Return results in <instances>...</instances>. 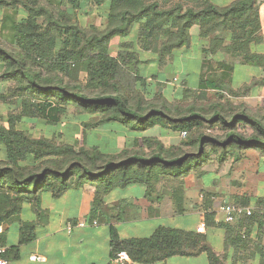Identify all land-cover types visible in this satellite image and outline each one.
Segmentation results:
<instances>
[{
  "label": "trees",
  "instance_id": "obj_1",
  "mask_svg": "<svg viewBox=\"0 0 264 264\" xmlns=\"http://www.w3.org/2000/svg\"><path fill=\"white\" fill-rule=\"evenodd\" d=\"M105 3L101 28L80 26L78 11ZM58 4H66L71 12L62 11L51 0H0L2 10L15 15L20 10L25 12L18 19L5 14L0 26V33L10 30L5 39L0 38V84L8 85L0 94V103L14 108L5 124H0V204H6L10 214L17 213L23 201L38 204L42 190L59 195L87 182L94 186L95 194L91 215L96 214L102 196L114 187L133 184L143 185L147 198L160 189L170 190L177 212L182 213L183 180L191 174L201 177L211 155L221 164L228 157L239 161L241 157L235 154L247 149L264 154V113L252 115L243 103L224 102L221 95L226 89L232 99L246 96L252 85L264 87V80L236 90L224 74L210 77L203 72L196 89L180 80L181 93L172 101L156 90L148 98L137 53L128 45H122L115 56L108 52L111 39L127 36L138 24L137 45L156 54L158 68L163 71L171 65L175 50L189 47L190 29L197 26L199 38L208 40L205 53L215 58L239 54L244 62L264 69V56L250 52V45L262 41L256 0H236L224 7L203 1L199 8L181 4L162 8L157 1L149 0H58ZM223 33L230 37L225 46L219 36ZM214 63L215 71L231 69ZM208 65L204 61L202 69ZM195 91L202 97L213 91L217 99L206 106L197 104L191 100ZM69 107L75 116L93 119L84 124L83 133L116 124L128 132L159 128L186 132V136L179 147L166 146L150 136L136 139L131 149L109 154L98 146L76 147L52 138H35L27 129L18 128L31 119L56 125ZM203 125L217 127L222 134L210 135ZM250 201L236 199L233 203L252 205ZM254 203L264 207V197ZM252 217L261 221L264 214ZM214 218L215 213L206 214V225H214ZM110 234L111 256L125 251L135 264H162L170 257L201 254L210 264H222L208 246L205 234L159 228L148 238L120 241L112 226ZM260 240L256 245L257 264H264ZM225 241L227 249V242L235 248L244 239L236 228L226 227Z\"/></svg>",
  "mask_w": 264,
  "mask_h": 264
},
{
  "label": "crops",
  "instance_id": "obj_2",
  "mask_svg": "<svg viewBox=\"0 0 264 264\" xmlns=\"http://www.w3.org/2000/svg\"><path fill=\"white\" fill-rule=\"evenodd\" d=\"M171 1L185 7L199 8L203 1L224 7L236 0ZM165 2L167 1L165 0ZM256 3L261 24L259 34L262 41L259 44L250 45V52L264 56V0H256ZM170 6L167 5L166 7ZM106 10L107 3L99 8H87L85 13L91 15L96 20L97 25L101 26V15L106 13ZM1 11L0 8V15ZM16 16L18 18L24 17L25 12L20 10ZM1 23L2 17L0 16V26ZM92 24H94L93 21ZM138 28L139 25L135 24L127 36L111 39L108 45L109 55L115 56L121 50L122 45L130 46L128 49H132L137 53L140 61V74L146 81V85L148 86L151 82H153L151 84H158L156 91L161 92L164 97H167L165 90H172L173 80L178 84H180V80H185L186 84L190 83V81L187 82L186 78L180 79L176 74L175 51L173 52L171 65L163 71L158 68L157 55L144 51L137 45ZM198 33L197 26L190 29V44L185 49L191 51L187 58L198 63L200 72L197 80L193 84L187 85V87L196 89L203 72L210 77L224 74L226 82L230 83V86L236 90L244 85L264 80V69L254 63L244 62L239 54H223L215 58L211 54L205 53L204 49L208 46V40L199 38ZM219 36L223 38L224 46L229 43L228 33ZM180 50H184V48ZM179 58L183 59V55H180ZM204 61L210 65L202 69ZM214 62H219L222 65L226 64L231 69L229 72H223L222 68L214 71ZM211 66H213L212 69ZM168 73L173 75L172 78L168 77ZM180 93L181 90H178L173 93L172 97ZM233 99L237 100L239 104L245 103L252 115L264 113V87L260 84H254L250 87L248 95ZM249 101L251 104L248 103ZM143 137L150 136L146 132L134 133L123 130L120 137L108 142L106 150H103L109 154H116L124 148H133L135 140H140ZM160 140L163 143L162 139ZM92 146L102 148L95 143ZM251 156L255 157L256 169L250 176L259 174L264 177V165L260 167V163H264V154H260L254 149H247L238 154L236 157H241L239 161H234L233 158L228 157L221 164L218 163L216 156L211 155L208 159V165L203 168L205 173L201 177L191 174L183 180L182 213L177 212L172 197L173 194L170 190L160 189L158 194L147 198L146 188L140 184L114 187L102 196L100 207L98 206L96 209L95 215H91L95 195L94 188L89 183H85L80 187H71L59 195L42 190L38 204L23 201L18 205L17 213L10 214L7 211L9 209H6V204L1 202L0 226L3 227V233L0 237V245L7 249L4 259L7 264H110V258L112 257L111 226L115 229L118 239L122 241L148 238L159 228L196 232V228L203 225L208 246L219 257L222 264H232L233 262L235 264H257L259 257L256 252V245L259 243V239H261L260 242L264 246V219L258 221L255 217H252L256 212H252L251 215L242 217L233 224L226 226L221 221V215L216 213L215 202L208 198L211 195L213 197L225 196L231 202L236 199L247 198L251 200L250 204L252 205L245 206L256 207L253 205L255 204L254 201L257 198L264 197V192H259L261 191L259 185L257 191L251 193V186L248 183L245 185L237 182L242 176L246 175L247 177V172L252 170V167L247 165V162L253 160L250 158ZM214 158L217 160V168L222 166V169L217 170L216 167L214 169L208 167L212 165ZM2 159L3 152L0 148V160ZM115 192L116 195L111 197ZM212 212L215 213L214 225L207 226L205 215ZM179 218H186L187 228L162 225L164 221H173ZM78 222H84L85 225L78 227ZM102 224H105V226H101ZM70 225L73 228L68 231ZM144 226L147 227L148 231L146 236L126 233L127 228L136 231ZM225 226L236 228L238 235L244 237V241L239 246L233 248L228 246L227 242V249L225 248ZM28 237H30V240L23 242V239ZM224 248L226 251H224ZM200 259L202 264H210L205 254L196 257L174 256L167 258L162 264H199Z\"/></svg>",
  "mask_w": 264,
  "mask_h": 264
},
{
  "label": "rangeland",
  "instance_id": "obj_3",
  "mask_svg": "<svg viewBox=\"0 0 264 264\" xmlns=\"http://www.w3.org/2000/svg\"><path fill=\"white\" fill-rule=\"evenodd\" d=\"M152 1V0H149ZM155 1V0H153ZM160 7L164 8L167 5L168 6H173L174 3H172L171 0H166L167 2H165V0H156ZM51 2L54 4V6H59V8L62 11H67V12H71L70 8L66 5V4H62L59 5L58 4V0H51ZM170 6V7H171ZM168 8V7H167ZM2 9V8H1ZM87 11L86 7L82 8V11H78V15L77 16V20L79 21V24L81 27L89 29L91 22L93 21L94 24H92L94 27H98L96 20H94V18L91 15H87L85 12ZM5 14L11 15L13 18L18 19V17L13 14L12 11L10 10H2L1 11V17L3 19V16ZM92 19V20H91ZM101 28V26H100ZM10 30H5V32L0 33V38L4 39L8 36L7 34L9 33ZM191 51H187V49L184 48V50H175V54L176 57L174 59V65H175V70H176V74L180 79H187V82L190 81L191 84H193L197 78H198V73L200 72V67L198 65V63L190 58H187L188 54ZM183 55V59H180L179 56ZM211 69L213 68V66L210 67ZM215 71V70H214ZM216 76V75H214ZM217 77V76H216ZM153 83V82H151ZM149 84L148 86L144 87L145 88V93L147 94L148 98H152V96L155 93L156 87L158 86V84ZM174 86L172 87V90H165L166 99H168L169 101H172L173 97V93H176L178 90H181V84L176 83L173 80ZM176 83V84H175ZM190 83L188 82L186 85H190ZM253 84V83H252ZM251 84V85H252ZM250 85V84H249ZM253 86V85H252ZM251 86V87H252ZM8 85L7 84H0V94L1 93H5L6 89H7ZM143 87H141L142 89ZM161 93V92H160ZM201 92H197L195 91V95L191 96V100H194L197 102V104H201V105H208L210 104L212 101L216 100V93H214L213 91H208L206 92V96L202 97ZM221 95L223 96V100L224 102H227L229 100H233L232 102L236 105H238V101L234 100L232 98H230L228 96V92L225 89ZM177 102V101H176ZM249 104L250 101L248 102ZM244 105H246L245 103H243ZM247 106V105H246ZM248 108V106H247ZM14 108L11 109V107L9 105L6 104H1L0 103V124H5L6 121V117L7 115L10 113V111H12ZM68 109V108H67ZM93 119L91 120L90 117L87 116H75L73 113V109L69 107V109L67 110V113L63 116H61L60 121L56 124V125H49L47 124L46 121L42 120V119H37V120H24L20 125H18V128H23V129H27V131L30 132V134H32L33 137L35 138H40V137H47V138H52L55 139L57 142H61V143H69L72 144L76 147L80 146V145H87V146H92L93 143L101 146L102 150L105 149L106 150V146L109 144L108 142H111L114 139H117V137H120L121 133L123 132V129L121 127H119L118 125L114 124V125H103L99 128L94 127L91 130L87 129L86 132H82L83 131V126L86 123L92 122ZM203 129L206 133L210 134V135H214V136H219L222 134V132L217 128V127H209L208 125H203ZM146 134L148 136H153L156 137L158 139H162L163 144L166 146H175V147H179L181 144L182 138L181 134L178 133H172L166 129H159V128H155L152 129L148 132H146ZM186 149V148H184ZM209 151V148H207ZM235 154V153H234ZM237 155L235 154V157ZM254 160L255 157H250ZM251 161V162H247V165L252 167L251 171L247 172V177L246 175L242 176L241 178H239V180H237V182H241L244 183L246 185V183H248L251 186V193H255L257 191V186L259 185L260 190L259 192H264V177L259 175V174H254L252 176H250L251 173H254L255 169H256V161ZM217 160L214 158L212 160V165L208 166L211 169H214L215 167L217 168ZM208 165V164H207ZM206 165V166H207ZM244 165H246V163H244ZM264 163H260V167H263ZM205 166V167H206ZM223 167H219L217 168V170L222 169ZM262 172V171H260ZM88 183V182H87ZM90 184V183H89ZM91 185V184H90ZM93 188L94 186L91 185ZM138 189V188H136ZM136 191V190H134ZM114 195H116V192L111 196L114 197ZM214 202L215 205L217 207L218 204H221L223 202H227V203H233L231 201H229V199L225 196L223 197H215L214 198ZM256 213H260L259 211H255ZM165 224V225H164ZM187 224V220L186 218H179L177 220H173V221H164V223L162 225L164 226H169V227H179V228H187L186 227ZM101 226H105V224H102ZM147 227H140L138 228L136 231H134V229L132 228H127L126 233L127 234H137L140 236H146V234H148V231L146 229ZM199 264H202V260H199Z\"/></svg>",
  "mask_w": 264,
  "mask_h": 264
},
{
  "label": "built area",
  "instance_id": "obj_4",
  "mask_svg": "<svg viewBox=\"0 0 264 264\" xmlns=\"http://www.w3.org/2000/svg\"><path fill=\"white\" fill-rule=\"evenodd\" d=\"M185 136H186V132H182L181 137L183 138ZM214 198L215 197H212L213 201L215 200ZM255 211L264 213V207L243 206L234 203L223 202L221 204H218L216 208V213L221 215L222 217L221 221L226 225L233 224L240 218L251 215V213L252 212L254 213ZM84 225H85L84 222L77 223L78 227H83ZM71 228H73L72 225L68 226V231L71 230ZM196 232L198 234H204L205 230L203 225H199L196 228ZM2 233H3V227L0 226V237ZM6 252L7 249L4 246L0 245V264H7V262L4 259V255L6 254ZM110 264H135V263L131 260L130 256L125 251H118L110 258Z\"/></svg>",
  "mask_w": 264,
  "mask_h": 264
},
{
  "label": "water",
  "instance_id": "obj_5",
  "mask_svg": "<svg viewBox=\"0 0 264 264\" xmlns=\"http://www.w3.org/2000/svg\"><path fill=\"white\" fill-rule=\"evenodd\" d=\"M172 76H173V75H172L171 73H168V77H169V78H172Z\"/></svg>",
  "mask_w": 264,
  "mask_h": 264
}]
</instances>
